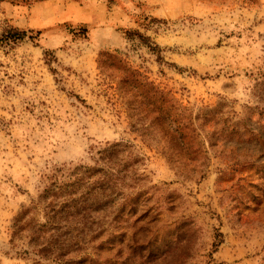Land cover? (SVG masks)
<instances>
[{"label":"rangeland","instance_id":"1","mask_svg":"<svg viewBox=\"0 0 264 264\" xmlns=\"http://www.w3.org/2000/svg\"><path fill=\"white\" fill-rule=\"evenodd\" d=\"M14 31L0 264H264V0H0ZM113 144L124 196L63 247L38 198Z\"/></svg>","mask_w":264,"mask_h":264},{"label":"trees","instance_id":"2","mask_svg":"<svg viewBox=\"0 0 264 264\" xmlns=\"http://www.w3.org/2000/svg\"><path fill=\"white\" fill-rule=\"evenodd\" d=\"M25 36V32L14 31L0 37V46L21 41ZM129 157H132L130 146L113 144L98 152V161L93 167L63 166L54 170L48 178V186L38 198L46 216V224L40 228L48 227L67 237L63 247L81 242L74 236L80 229L78 227L85 226L95 215L107 214L112 206H116L118 199L123 198L121 184L126 178L123 176L126 169L122 162ZM124 201L127 203V198ZM48 245L57 249L60 242Z\"/></svg>","mask_w":264,"mask_h":264}]
</instances>
